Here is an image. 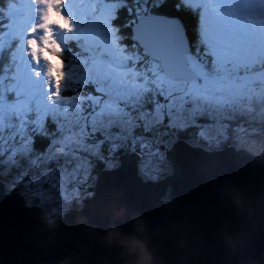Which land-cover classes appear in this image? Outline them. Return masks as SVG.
I'll list each match as a JSON object with an SVG mask.
<instances>
[{
    "label": "snow or ice",
    "instance_id": "1",
    "mask_svg": "<svg viewBox=\"0 0 264 264\" xmlns=\"http://www.w3.org/2000/svg\"><path fill=\"white\" fill-rule=\"evenodd\" d=\"M188 2L200 43L181 53L148 40L141 72L119 47L118 21L130 4L147 15L153 0H0V187L67 196L115 159L151 178L180 152L264 133V28L236 19L264 5ZM173 7L188 40L181 0ZM61 37L83 52L72 79Z\"/></svg>",
    "mask_w": 264,
    "mask_h": 264
},
{
    "label": "water",
    "instance_id": "2",
    "mask_svg": "<svg viewBox=\"0 0 264 264\" xmlns=\"http://www.w3.org/2000/svg\"><path fill=\"white\" fill-rule=\"evenodd\" d=\"M142 28L147 38L142 36ZM130 31L144 49L148 40L157 46L162 44L169 52L183 53L189 47L180 21L167 15L142 14ZM176 160L168 161L171 172L157 180H143L138 166L134 173L121 171L120 160L116 167L100 169L93 195L79 211L77 207L68 209L54 228L44 225L40 206L27 205L19 191L5 193V185L0 187V264H57L65 257L79 261L85 256L89 264H120V250L102 246L98 237L111 223L124 233L131 232L130 214L134 212L143 216L150 232L160 233L152 237L150 244L166 264H175L183 256L174 241L163 239L169 228L168 218L179 224L185 216L191 225L185 235L190 244L203 248V264H220L226 255L222 233H235L247 225L231 199L221 196V182L228 181L230 187L254 202L264 196V162L234 145L218 149L200 146L193 153H178ZM165 196L170 206L167 212L161 207ZM114 202L125 207L128 214L113 220L109 205ZM81 216L87 217L95 234L86 233L78 225ZM254 243L257 252L264 251V233Z\"/></svg>",
    "mask_w": 264,
    "mask_h": 264
},
{
    "label": "clouds",
    "instance_id": "3",
    "mask_svg": "<svg viewBox=\"0 0 264 264\" xmlns=\"http://www.w3.org/2000/svg\"><path fill=\"white\" fill-rule=\"evenodd\" d=\"M261 5H264V0ZM245 19L250 23L264 25V12L254 11ZM237 146L244 148L258 161L264 162V146L244 142ZM155 179L156 177H153V180ZM220 190L221 196L230 198L233 207L247 220V225L242 230L235 233H222V244L226 255L220 264H264V251L257 252L254 243V240L264 233V196L258 197L254 202L247 200L238 190L230 187L228 181L221 182ZM167 200L168 196L163 197L161 205L166 212L170 210V206L165 203ZM76 207L79 211L83 204L78 200ZM109 207L113 220L128 214L125 207L118 206V202L110 204ZM62 215V212L57 213L56 210H52L51 213L44 215L43 223L47 228L57 227ZM130 219L132 222L131 232L124 233L116 224L111 223L103 235L98 237L99 243L105 247L118 248L120 264H166V261L159 257L158 250L150 244L152 237L158 236L160 233L157 230L150 232L143 216L138 212L131 213ZM168 222L169 228L163 233V239L174 241L175 247L183 253V256L177 258L175 264H203V248L199 244H190L185 235L191 227L189 217L185 216L179 224L173 223L170 218H168ZM77 223L86 233L95 234L94 226L88 223L87 217H78ZM178 232L179 236H177ZM57 264H89V260L87 256L79 261L65 257ZM104 264H109V262L105 261Z\"/></svg>",
    "mask_w": 264,
    "mask_h": 264
},
{
    "label": "rangeland",
    "instance_id": "4",
    "mask_svg": "<svg viewBox=\"0 0 264 264\" xmlns=\"http://www.w3.org/2000/svg\"><path fill=\"white\" fill-rule=\"evenodd\" d=\"M155 1H159L160 0H155ZM9 2V1H8ZM7 2V3H8ZM74 2V0H70V3ZM82 2L85 5L91 4L93 2H95V0H82ZM105 2H111V0H105ZM210 3H224V2H234V3H238V4H250V5H261L262 4V0H209ZM132 9H133V14L131 16H129V14L127 13V17H128V21L129 23L132 22L137 16L135 15V11L137 8L136 4H130L129 5ZM142 7V5L140 6ZM149 7V6H148ZM69 9L66 7L65 8V14H68ZM253 11L251 9H249L247 12L243 13V14H238L236 19L238 20V22L244 24L247 27H251V28H264V25H258V24H254V23H250L247 19H245L246 16L250 15ZM33 18H35L34 14H33ZM78 23V21H77ZM37 35H39V33H37ZM131 39H134L133 36H130ZM61 39L64 40L65 43V51L63 53V56H65V60L67 61V71H68V76L69 79H72V77L76 74L77 71H79V69L77 68V61L83 56V52L81 49V46L77 43H72L70 46L67 42L68 38H64L61 37ZM117 41L119 42V47L121 50H123L126 55L131 58V60L133 61V67H135V62L139 61V68L138 71L144 72L148 69V67H150L149 64V60L150 57H146L145 52L143 54V51L141 49H139L138 45L136 43H130L127 44L123 41V35H121L120 30H119V34L116 36ZM43 69H44V63L43 61H41L40 65L38 66V69L41 72V76H40V80L37 81L38 84L43 85ZM81 91L84 92L85 95H87V90L85 89H81ZM76 102L73 101V104H75ZM73 104H69L68 107L71 108L73 106ZM258 120H264V115H258L257 117ZM225 142H230V145H234L237 148V145L241 142L244 143H255L256 145H260V146H264V133H261L260 130L257 129H253L251 131V133L249 134V137H246L244 139H238V138H232L231 140L228 141H221L220 143L217 144H213L211 146H201L204 149H218L221 147V145ZM227 146V145H225ZM212 147V148H210ZM117 162V165L119 164L118 161L115 159L112 161L111 165L109 167L113 168L116 167L115 164ZM107 167V168H109ZM105 169V168H104ZM139 170V169H138ZM98 174V173H97ZM97 174H94V172H91L90 174V178L87 179V181L85 183L79 184L76 187H74L72 189V194L71 195H64L63 193L58 196V197H53V196H46L44 198H39V197H29L28 195L25 194V192L20 190V193L23 195V198L25 200V204L30 205L29 203H27V201H36L35 203H33L32 205H37L40 206L42 208V213H43V217L46 213H51L52 210H56L57 213H64L71 208V205H73V203L77 204V201L79 200L82 203L83 198L88 197L93 195L94 190H87L88 186H94L95 181H96V177ZM142 179L144 180V177L141 175ZM146 180V178H145ZM11 189H13L12 187L5 185V189L4 192L5 193H12ZM62 215V217H63ZM59 219V221L61 220V218ZM59 223V222H58Z\"/></svg>",
    "mask_w": 264,
    "mask_h": 264
},
{
    "label": "trees",
    "instance_id": "5",
    "mask_svg": "<svg viewBox=\"0 0 264 264\" xmlns=\"http://www.w3.org/2000/svg\"><path fill=\"white\" fill-rule=\"evenodd\" d=\"M8 1L9 0H3V4L6 6L8 4L7 3ZM160 1L161 2L153 0V3H150L148 5L149 9H150V12H155L157 14H163V15H168L169 16L170 14H172L175 11V8L173 7V5L175 4V0H160ZM153 4H157V5L158 4H163L164 7L160 8L159 11L157 12L153 8ZM181 4H183V8L181 9V15L184 18L185 25L187 27V31H188V34H189L188 41H193L194 40V42L191 44V47H196L200 43L199 39H194L196 37L197 33L199 32L198 12L191 8V3H189L188 0H181ZM0 10H3V9L0 8ZM133 21L129 23L128 17H127V13L126 12H122L120 14V19L118 21L119 30H120L121 35H123V41L125 43H127V44H130L131 42L132 43H136L138 45L139 49H141L143 51V54H144V52H145L144 49H142L141 46L139 45V43L136 42L135 38L134 37H133L134 39L130 38L132 33H131L130 28L128 27V25H132ZM188 45H189V43H188ZM64 58H65V56H64ZM230 144H231L230 142H225V143H223L221 145V147H223L225 145H230ZM202 146L205 147V146H208V145H202ZM210 148H212V147H210ZM116 160L119 163V159H116ZM116 165H117V162H116L115 166ZM109 168H111V167H109ZM100 169H102V168H97L95 171H93L94 174H97ZM138 169H139V166H138ZM171 169H172L171 164L168 162L166 168L163 171H161V172H157L153 177H156L155 180L160 179V178L164 177L166 174L170 173ZM139 173L144 177V179L145 178L146 179H153V177H151V178L145 177L140 169H139ZM87 190H90V191L94 190V186H88ZM14 191H19L20 192L19 189H15V188L11 189V192H14ZM91 196L83 198L82 204L84 205ZM35 202L36 201H29V202L27 201V203H29L30 205H32ZM76 205H77L76 203H73V205H71V207H76Z\"/></svg>",
    "mask_w": 264,
    "mask_h": 264
},
{
    "label": "bare ground",
    "instance_id": "6",
    "mask_svg": "<svg viewBox=\"0 0 264 264\" xmlns=\"http://www.w3.org/2000/svg\"><path fill=\"white\" fill-rule=\"evenodd\" d=\"M168 16V15H167ZM162 30V29H161ZM134 37V36H133ZM137 42V41H136ZM138 43V42H137ZM140 45V44H139ZM141 46V45H140ZM158 46H160V47H162V44H158ZM189 46V45H188ZM142 49H144L143 47H141ZM144 51H145V49H144ZM150 57V56H149ZM223 147H225V146H223ZM223 147H220V148H223Z\"/></svg>",
    "mask_w": 264,
    "mask_h": 264
}]
</instances>
